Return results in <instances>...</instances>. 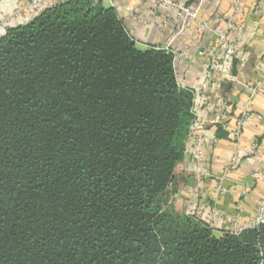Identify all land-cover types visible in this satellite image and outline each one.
Returning <instances> with one entry per match:
<instances>
[{"label": "trees", "instance_id": "1", "mask_svg": "<svg viewBox=\"0 0 264 264\" xmlns=\"http://www.w3.org/2000/svg\"><path fill=\"white\" fill-rule=\"evenodd\" d=\"M3 0H0V4ZM174 55L68 0L0 36V264H264L170 204L197 119Z\"/></svg>", "mask_w": 264, "mask_h": 264}, {"label": "crops", "instance_id": "2", "mask_svg": "<svg viewBox=\"0 0 264 264\" xmlns=\"http://www.w3.org/2000/svg\"><path fill=\"white\" fill-rule=\"evenodd\" d=\"M157 1L113 0L102 4L115 9L138 48L185 50L186 57L176 71L182 87L193 89L206 76L207 64L216 56L212 49L217 48L221 35H227L235 49L212 86L195 96L197 121L191 137L204 139L199 167L210 177L195 173L189 138L185 157L174 171L170 204L177 213L208 224L217 236L252 226L264 208V0H172L178 7L198 10V22L179 38L173 36L172 28L178 8ZM20 3L3 0L0 22ZM36 13L40 12L16 18L12 27L26 25ZM148 22L161 24V28ZM7 31L0 27V36ZM199 50L205 52L204 57L199 56ZM237 130L241 133L238 140L234 136ZM253 147L258 156L241 154L240 164L220 177L238 148Z\"/></svg>", "mask_w": 264, "mask_h": 264}, {"label": "built area", "instance_id": "3", "mask_svg": "<svg viewBox=\"0 0 264 264\" xmlns=\"http://www.w3.org/2000/svg\"><path fill=\"white\" fill-rule=\"evenodd\" d=\"M68 0H30L27 2L26 0H20V5L15 8L9 14L7 18H5L2 21V27L10 29L12 28L13 22L16 20V18L23 16V14L27 12H42L46 8H54L61 4H64ZM108 1L112 2L113 0H94V2H103ZM160 5H168L170 7H176L178 8L177 17L175 20L172 21V28H173V36L175 38H179L183 35V33L187 30V28L191 27L192 25H195L198 22V10L187 8V7H178L172 0H158L157 1ZM199 8V6H198ZM151 26H156L158 29L161 28V24H156L153 22H148ZM168 52H171L174 55V68L175 72L178 69L179 63L182 59L186 57L185 50L181 48H175L173 50H166ZM212 52L215 53V57L213 60L209 61L207 64V74L204 78H202L199 82V84L191 89V91L194 93L195 96H198L200 94L205 93L213 84V80L215 76H219L222 74L224 69V63L227 58H231L235 55V49L234 46L229 41L227 35H221L218 38V46L217 48H213ZM199 56L204 57L205 52L202 50H199ZM252 93H256V88H252ZM197 119V118H196ZM194 130V129H193ZM192 130V133H193ZM191 133V135H192ZM192 143L190 144V149L193 150V161L196 165L195 173L201 177H210L209 173L206 170L201 169L199 167L202 158H203V142L204 139L201 136L191 137ZM235 139L238 140L241 137L240 130H237L234 134ZM254 155L258 156L259 153L256 151V147H253L250 150L238 148V150L235 153V156L232 158L230 164L224 169L221 178H224L225 175L231 173L241 162L240 155ZM190 169V168H189ZM219 178L220 180H222ZM222 182H220L221 184ZM221 189V186L219 187ZM264 222V219L262 217H258L255 221V224H259ZM254 224V225H255ZM253 226V225H252ZM244 228H234V232L239 233L242 232Z\"/></svg>", "mask_w": 264, "mask_h": 264}, {"label": "rangeland", "instance_id": "4", "mask_svg": "<svg viewBox=\"0 0 264 264\" xmlns=\"http://www.w3.org/2000/svg\"><path fill=\"white\" fill-rule=\"evenodd\" d=\"M1 23H2V22H0V27H2V24H1ZM259 217H262V218L264 219V208H263V210L261 211V214H260ZM215 235H217V233H216Z\"/></svg>", "mask_w": 264, "mask_h": 264}]
</instances>
